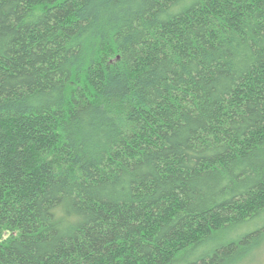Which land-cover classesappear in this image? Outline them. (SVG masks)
I'll list each match as a JSON object with an SVG mask.
<instances>
[{
  "label": "trees",
  "instance_id": "trees-1",
  "mask_svg": "<svg viewBox=\"0 0 264 264\" xmlns=\"http://www.w3.org/2000/svg\"><path fill=\"white\" fill-rule=\"evenodd\" d=\"M263 216L264 0H0V264H241Z\"/></svg>",
  "mask_w": 264,
  "mask_h": 264
},
{
  "label": "rangeland",
  "instance_id": "rangeland-1",
  "mask_svg": "<svg viewBox=\"0 0 264 264\" xmlns=\"http://www.w3.org/2000/svg\"><path fill=\"white\" fill-rule=\"evenodd\" d=\"M264 224V216L262 218L251 221L250 224L239 228L234 235L252 230L256 227ZM241 264H264V242L258 247L257 251H254L244 262Z\"/></svg>",
  "mask_w": 264,
  "mask_h": 264
}]
</instances>
